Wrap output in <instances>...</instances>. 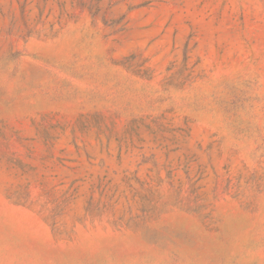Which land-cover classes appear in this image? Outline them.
Returning a JSON list of instances; mask_svg holds the SVG:
<instances>
[{
    "label": "rangeland",
    "instance_id": "obj_1",
    "mask_svg": "<svg viewBox=\"0 0 264 264\" xmlns=\"http://www.w3.org/2000/svg\"><path fill=\"white\" fill-rule=\"evenodd\" d=\"M0 264H264V0H0Z\"/></svg>",
    "mask_w": 264,
    "mask_h": 264
}]
</instances>
